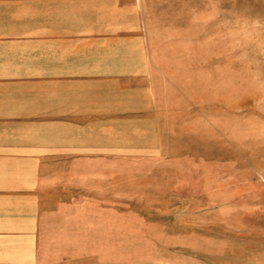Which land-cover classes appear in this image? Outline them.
<instances>
[{"label": "crops", "instance_id": "obj_1", "mask_svg": "<svg viewBox=\"0 0 264 264\" xmlns=\"http://www.w3.org/2000/svg\"><path fill=\"white\" fill-rule=\"evenodd\" d=\"M147 2L0 0V264H45L51 245L79 240L80 202H117V171L161 153L180 55L149 30ZM245 183L215 202L256 203L264 182ZM216 227L190 229L205 263L172 264H264V243Z\"/></svg>", "mask_w": 264, "mask_h": 264}, {"label": "rangeland", "instance_id": "obj_2", "mask_svg": "<svg viewBox=\"0 0 264 264\" xmlns=\"http://www.w3.org/2000/svg\"><path fill=\"white\" fill-rule=\"evenodd\" d=\"M147 3L149 30L164 36L166 55H180L165 83L178 110L163 124L161 153L117 171V202H80L79 240L51 245L45 264L205 263L207 245L190 231L204 226L264 243V218L243 217L264 214V190L256 203L215 202L236 182H264V0ZM206 206L213 212L199 215Z\"/></svg>", "mask_w": 264, "mask_h": 264}]
</instances>
